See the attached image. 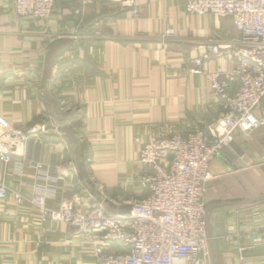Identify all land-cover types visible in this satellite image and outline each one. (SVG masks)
I'll use <instances>...</instances> for the list:
<instances>
[{"label":"crops","instance_id":"1","mask_svg":"<svg viewBox=\"0 0 264 264\" xmlns=\"http://www.w3.org/2000/svg\"><path fill=\"white\" fill-rule=\"evenodd\" d=\"M137 1L140 18L111 3L57 0L42 21L0 0V134L13 154L0 160V183L31 196L42 165L48 208L74 201L83 215L98 202L126 214L124 202L143 195L137 139L158 126L204 129L218 117L219 97L188 68L210 40H238L233 20L189 15L185 0ZM255 116L264 121V101ZM31 125L49 132L26 142L10 133ZM232 142L242 155L229 146L218 154L204 198L211 263L264 264V201L250 203L264 197V125ZM41 216L29 203L0 201V264H98L93 243Z\"/></svg>","mask_w":264,"mask_h":264},{"label":"built area","instance_id":"2","mask_svg":"<svg viewBox=\"0 0 264 264\" xmlns=\"http://www.w3.org/2000/svg\"><path fill=\"white\" fill-rule=\"evenodd\" d=\"M79 1L84 7L111 3L132 18L142 15L137 0ZM56 2L12 3L19 18L47 21L57 8ZM185 10L189 15L230 17L238 34L234 42L210 40L191 59L188 68L190 74L203 76L219 97V114L204 129L179 133L158 126L147 141L137 139L143 195L131 196L124 202L131 208L129 214L112 213L98 202L83 215L77 213L74 201L58 209L48 208L50 177L42 165L36 166L39 176L31 187V196L0 183V201L29 203L40 211L43 222H60L74 228L93 243L98 264H212L204 200L212 180V164L237 134L250 133L264 125L255 116L264 101V0H185ZM220 60L234 63L235 68L212 71L209 64ZM48 130L31 125L10 133L26 142L31 136L48 134ZM6 133L0 134V160L7 165L13 154L12 147L4 143ZM261 234L264 236V232ZM253 237L258 238L256 233Z\"/></svg>","mask_w":264,"mask_h":264},{"label":"water","instance_id":"3","mask_svg":"<svg viewBox=\"0 0 264 264\" xmlns=\"http://www.w3.org/2000/svg\"><path fill=\"white\" fill-rule=\"evenodd\" d=\"M229 147L235 149L237 151V153H238L239 156L242 155V151H240L239 146L235 142H231L229 144ZM261 201H264V197H261V198L252 200L250 203H257V202H261ZM108 209L113 212L112 209H115V206L113 204H110L109 207H108ZM130 210H131V208L130 207H127V209L125 211H123V213L129 214L130 213Z\"/></svg>","mask_w":264,"mask_h":264},{"label":"rangeland","instance_id":"4","mask_svg":"<svg viewBox=\"0 0 264 264\" xmlns=\"http://www.w3.org/2000/svg\"><path fill=\"white\" fill-rule=\"evenodd\" d=\"M81 136L79 135V133H77V136H76V138H77V140L78 139H82V138H80ZM83 140V139H82Z\"/></svg>","mask_w":264,"mask_h":264}]
</instances>
